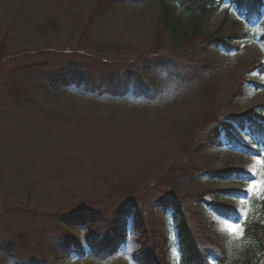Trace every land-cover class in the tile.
Masks as SVG:
<instances>
[{
	"label": "rangeland",
	"instance_id": "374dc122",
	"mask_svg": "<svg viewBox=\"0 0 264 264\" xmlns=\"http://www.w3.org/2000/svg\"><path fill=\"white\" fill-rule=\"evenodd\" d=\"M261 10L250 27L223 1L202 30L230 35L234 49L191 57L159 24V0H0V264H136L135 218L149 244L158 243L143 260L181 264L179 212L199 246L216 255L224 247L233 264H244L250 240L229 225L264 224V196L246 191L251 180L209 174L264 176V151L241 154L222 130L249 144L229 118L264 125V74L248 71L264 63ZM175 13L188 19L180 5ZM64 66L80 67L89 87L61 82ZM212 133L219 144L205 147ZM162 199L178 211L164 209ZM120 207L130 211L124 245L113 255L93 252ZM87 213L98 221L65 222ZM210 264H220L219 256Z\"/></svg>",
	"mask_w": 264,
	"mask_h": 264
},
{
	"label": "trees",
	"instance_id": "16d2710c",
	"mask_svg": "<svg viewBox=\"0 0 264 264\" xmlns=\"http://www.w3.org/2000/svg\"><path fill=\"white\" fill-rule=\"evenodd\" d=\"M161 2V18L159 24L164 30H166L172 40L175 42L177 49L183 51L191 57L199 56L200 54H205L207 50L215 47H222L225 51H231L233 46H231L232 40L230 41V35L220 36L219 29L216 30L213 34H205L202 30V21L205 16L209 13L216 11L217 6H219L225 0H159ZM229 5H235L243 17V22L250 25H255L260 17V9L264 5V0H227ZM176 5H180L184 12L187 13L188 19L184 21L181 16L176 15L175 8ZM247 38L246 34H240L235 36V38ZM228 40L225 42L224 40ZM264 40V35H263ZM40 63L32 64V67H38ZM74 67V66H73ZM80 67L76 66L74 69L64 66V75L60 81L64 83L82 85L89 87L90 81L87 80L86 74L79 72L77 69ZM158 69H163L164 71L169 72L168 66L158 65ZM248 71L257 74H264V63L257 62L253 65H250ZM63 70H57L54 72L55 82H57V77L60 76ZM125 77H131L135 79L136 82H140L139 74L137 71H132L126 69L124 71ZM51 79V78H50ZM53 80V79H51ZM58 84H62L59 83ZM139 83H132L131 88L137 90V94L140 96L146 95L145 90L138 91ZM96 83L92 84V86ZM258 87V86H257ZM231 119L237 127L242 132L247 134L249 139V144H241L240 141L232 134L228 133L225 129L223 133L225 134V139L234 149H239L243 152H251L254 154H259L264 151V125L257 124L255 121L250 120L249 118H229ZM219 136L212 133L205 142V147L210 146L211 144L218 143ZM211 177L216 179H241V180H252L251 175H246L241 172L231 170V169H220L212 174H209ZM161 206L166 210L178 211V207L170 204L169 200L162 199L160 202ZM262 210L264 212V200L262 201ZM216 212L220 215H223L230 219L231 221H237V216L231 210H226L222 207L210 205ZM116 214V215H115ZM179 220L175 226L178 242L177 246L180 252L181 264H210L212 259H215L219 256L220 264H233V261L230 260V256L226 254V250L222 247L221 251L218 252V255L213 254L209 249L199 246L191 234V227L188 221L181 216L179 212ZM119 216L121 219L117 218ZM130 216L129 210H123L122 207L116 211H113V216L109 222L107 228V234H105V240L102 241V244L99 248L93 247V252L96 250L102 251V255L107 253L113 255L116 253L121 245H124L126 241L125 224H127L128 217ZM139 218L133 219L134 231L137 234V243L139 248L135 254H133L132 259L136 264H153L150 260H143V257H146V253L149 251V248L155 249L158 243L154 241L153 245L149 244L148 235L145 232V227L143 224H140ZM98 220L96 217L87 214H68L66 215L65 222L68 224H75L79 226H89L96 223ZM120 231L122 236H118L112 233ZM116 235V236H115ZM102 238V235L99 236ZM244 237L249 238L250 245L247 246L248 250L246 252V260L244 264H258L261 261H264V224L254 223L246 227L244 230ZM108 240V242H107ZM156 240V239H155ZM86 241L92 244V240L86 239ZM107 243V244H106ZM79 249V248H77ZM68 253V252H67ZM62 253L59 255L60 258H64L69 254ZM214 255L216 257H214ZM155 264H161L155 262Z\"/></svg>",
	"mask_w": 264,
	"mask_h": 264
},
{
	"label": "snow or ice",
	"instance_id": "6c2138e0",
	"mask_svg": "<svg viewBox=\"0 0 264 264\" xmlns=\"http://www.w3.org/2000/svg\"><path fill=\"white\" fill-rule=\"evenodd\" d=\"M258 162L264 164V158L260 159ZM246 191L256 196H264V176H262L261 179L259 180L256 179L251 180L248 184V188L246 189ZM229 229L233 235H237V236H242L244 232L243 225L238 222L231 223L229 225Z\"/></svg>",
	"mask_w": 264,
	"mask_h": 264
}]
</instances>
